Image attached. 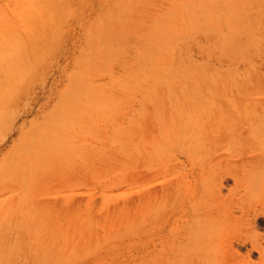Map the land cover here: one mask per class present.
Listing matches in <instances>:
<instances>
[{"label": "rangeland", "instance_id": "374dc122", "mask_svg": "<svg viewBox=\"0 0 264 264\" xmlns=\"http://www.w3.org/2000/svg\"><path fill=\"white\" fill-rule=\"evenodd\" d=\"M209 95L264 99V0H0V158L33 183L4 264H174L150 213L171 177L132 127Z\"/></svg>", "mask_w": 264, "mask_h": 264}, {"label": "bare ground", "instance_id": "6f19581e", "mask_svg": "<svg viewBox=\"0 0 264 264\" xmlns=\"http://www.w3.org/2000/svg\"><path fill=\"white\" fill-rule=\"evenodd\" d=\"M74 119L79 131L83 122ZM141 133L149 134L150 160L159 158L160 167L166 166L160 174L171 177L150 211L152 222L163 223L162 255L174 264H253L249 259L258 254L264 264V99L159 96L143 120L134 121L136 149ZM21 157L0 158V192L11 198L0 201V264L5 222L16 225L21 197L32 191V176L26 185L24 169L30 163ZM16 234H10L13 242Z\"/></svg>", "mask_w": 264, "mask_h": 264}]
</instances>
